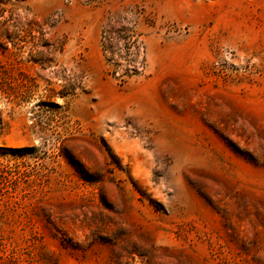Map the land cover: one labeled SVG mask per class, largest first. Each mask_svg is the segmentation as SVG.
Instances as JSON below:
<instances>
[{
  "label": "rangeland",
  "instance_id": "rangeland-1",
  "mask_svg": "<svg viewBox=\"0 0 264 264\" xmlns=\"http://www.w3.org/2000/svg\"><path fill=\"white\" fill-rule=\"evenodd\" d=\"M181 3L0 0V264H264V0Z\"/></svg>",
  "mask_w": 264,
  "mask_h": 264
},
{
  "label": "crops",
  "instance_id": "crops-1",
  "mask_svg": "<svg viewBox=\"0 0 264 264\" xmlns=\"http://www.w3.org/2000/svg\"><path fill=\"white\" fill-rule=\"evenodd\" d=\"M168 0H147V3L152 8V11L156 14V17L162 18L163 21L172 22L176 21L177 24H183L187 21L186 12H182L181 0H173L176 2L177 13L169 12L166 9V3ZM181 36H159L151 35L146 39V51L149 58V71L156 77V73L162 72L165 67V52L169 46H174L178 50L181 48ZM159 55L160 59L156 60V56ZM170 75H162V79H168Z\"/></svg>",
  "mask_w": 264,
  "mask_h": 264
},
{
  "label": "trees",
  "instance_id": "trees-1",
  "mask_svg": "<svg viewBox=\"0 0 264 264\" xmlns=\"http://www.w3.org/2000/svg\"><path fill=\"white\" fill-rule=\"evenodd\" d=\"M124 60H126V59H124ZM3 193H4V194H5V193L7 194V193H8V191H7V190H5V192H3ZM0 197H1V194H0Z\"/></svg>",
  "mask_w": 264,
  "mask_h": 264
}]
</instances>
